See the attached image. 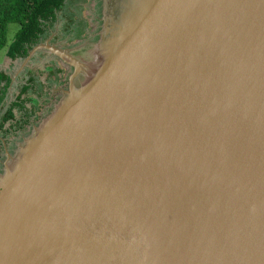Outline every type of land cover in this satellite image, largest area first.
<instances>
[{"label":"water","instance_id":"1","mask_svg":"<svg viewBox=\"0 0 264 264\" xmlns=\"http://www.w3.org/2000/svg\"><path fill=\"white\" fill-rule=\"evenodd\" d=\"M87 60L5 153L0 264H264V0H101Z\"/></svg>","mask_w":264,"mask_h":264},{"label":"rangeland","instance_id":"2","mask_svg":"<svg viewBox=\"0 0 264 264\" xmlns=\"http://www.w3.org/2000/svg\"><path fill=\"white\" fill-rule=\"evenodd\" d=\"M101 8V0H67L64 10L57 14L58 20L53 29L40 44L49 41L51 46H56L58 49L71 50L72 55L78 60H87L88 54L93 49V45L99 40V32L102 26ZM64 13L68 16L71 13L74 15L72 29L76 31L73 33H66V24L68 22L66 18L68 17H64ZM18 30V24L9 25L7 34L8 45L13 41ZM76 35L77 38L75 37ZM71 37L75 39L71 40ZM5 52L6 49L0 52V71L11 79V83L0 114L15 101L21 87L28 84V78L32 75L35 78V82L31 85L28 97L36 100L37 104L32 105V103H27V109L29 111L32 107L36 109L34 116L37 117V120L33 123V126L38 125L54 109V106L63 95L62 91L67 90L69 77L73 69L47 49L39 50L30 60L19 59L11 61L6 57ZM57 70L63 71L62 74L57 75L58 73H55ZM26 97L27 95L23 96L24 99ZM15 115L17 120L21 118L19 113L15 112ZM33 126L26 127V130L22 132L13 131L7 137L1 138V141L7 145V148H11L7 152L12 154L16 149V144L31 133ZM8 127L9 124L6 125V128ZM2 154L0 157V171L3 169V163L6 159L5 154Z\"/></svg>","mask_w":264,"mask_h":264},{"label":"trees","instance_id":"3","mask_svg":"<svg viewBox=\"0 0 264 264\" xmlns=\"http://www.w3.org/2000/svg\"><path fill=\"white\" fill-rule=\"evenodd\" d=\"M66 4L67 0H0V52L6 49L5 55L11 61L25 59L28 52L49 35L58 20L57 14L64 10ZM63 15L68 17L66 18L68 20L66 33L76 31L72 29L74 15L72 13L69 16L66 13ZM10 24H18L19 30L8 45L7 34ZM73 39L75 38L71 37V40ZM59 72L57 70L55 73ZM34 82L35 78L31 75L28 78V84L21 87L15 101L0 114V135L3 138L7 137L11 131L24 130L30 119L35 117L36 109L33 107L30 111L27 109V103L37 104L36 100L28 97V92ZM10 83L11 79L0 71V110L5 104ZM25 95L27 97L24 99ZM15 112L21 115L19 120L16 119ZM7 124L9 128L5 129Z\"/></svg>","mask_w":264,"mask_h":264},{"label":"flooded vegetation","instance_id":"4","mask_svg":"<svg viewBox=\"0 0 264 264\" xmlns=\"http://www.w3.org/2000/svg\"><path fill=\"white\" fill-rule=\"evenodd\" d=\"M26 58H27V57H26ZM26 58H25V59H26ZM60 69H62V68H60ZM62 70H63V69H62ZM59 71H60V72H59L57 75L62 74V72H63V71H61V70H59ZM52 76H53V75H52ZM36 118H37L36 116L33 117V118H31L30 121H29V123L25 126V128L28 127V126H31V125L33 126V125H34L33 123H35V121L37 120ZM32 119H33V120H32ZM8 128H9V127H8ZM8 128H5V129H8ZM25 128H24V130H20V131H21V132H22V131H25V130H26ZM12 132H13V131H11L9 134H11ZM14 132H17V130H14ZM9 134H8V135H9ZM20 134H21V133H20ZM8 135H7V136H8ZM1 138H3V137L0 135V145H1V146H0V157H1V155H3L2 153L5 154L7 151H9V150L11 149V148H7V145L4 144V143L1 141Z\"/></svg>","mask_w":264,"mask_h":264}]
</instances>
